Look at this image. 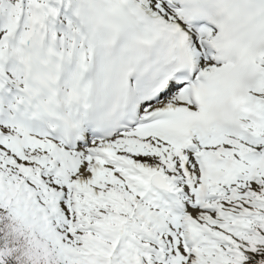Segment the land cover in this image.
Instances as JSON below:
<instances>
[{
  "label": "snow or ice",
  "instance_id": "snow-or-ice-1",
  "mask_svg": "<svg viewBox=\"0 0 264 264\" xmlns=\"http://www.w3.org/2000/svg\"><path fill=\"white\" fill-rule=\"evenodd\" d=\"M0 264H264V0H0Z\"/></svg>",
  "mask_w": 264,
  "mask_h": 264
}]
</instances>
